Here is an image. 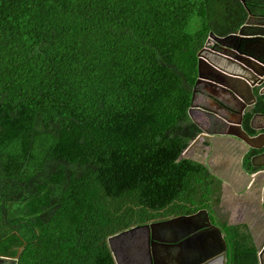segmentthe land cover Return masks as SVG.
<instances>
[{"label": "trees", "instance_id": "obj_1", "mask_svg": "<svg viewBox=\"0 0 264 264\" xmlns=\"http://www.w3.org/2000/svg\"><path fill=\"white\" fill-rule=\"evenodd\" d=\"M249 10L264 0H0V255L116 264L112 234L199 209L216 219L219 180L182 155L201 132L188 108L209 32ZM254 90L249 134L264 113ZM220 228L226 264H259L246 224Z\"/></svg>", "mask_w": 264, "mask_h": 264}, {"label": "water", "instance_id": "obj_2", "mask_svg": "<svg viewBox=\"0 0 264 264\" xmlns=\"http://www.w3.org/2000/svg\"><path fill=\"white\" fill-rule=\"evenodd\" d=\"M255 19L258 22H254ZM208 40L220 45V50L214 46L209 47ZM197 56L196 86L192 94L193 103L188 108L190 117L196 121L192 112L199 109L213 121V125H221L223 129L219 131L214 129L210 132L208 135L210 139L228 137L242 143L244 147L242 156H245L252 148L261 150L251 156V164L257 168L256 170H247L242 161L240 167L250 178L256 177L259 173L264 174V160L258 161V158H264V132L249 134L242 127L244 112L252 108L256 102L257 95L254 89L256 88L260 94L264 93V15L256 16L249 12L244 23L235 32L223 36L209 32L207 41L197 52ZM194 99L201 100L200 104L195 105ZM212 105L224 110L225 113L221 114ZM196 123L201 129L197 137L208 133L202 123L197 121ZM204 162L209 171L208 162L206 160ZM263 187L264 183L262 190ZM259 205L264 215L262 199ZM213 207L215 215L219 218L215 204ZM200 211L204 214V223L198 222ZM200 211L173 216L153 222L146 227L174 226L181 230L182 261L180 264H226V242L222 230L218 225L211 223L206 209ZM242 221L244 220L221 221V223L234 224ZM260 225L264 227V221ZM248 226L252 230L250 222ZM126 231L122 230L108 237V244L116 264H122L123 255L118 254V247L114 240ZM252 237H255L254 233ZM257 254L259 264H264V245H257ZM16 262L17 257L0 255V264H16Z\"/></svg>", "mask_w": 264, "mask_h": 264}, {"label": "crops", "instance_id": "obj_3", "mask_svg": "<svg viewBox=\"0 0 264 264\" xmlns=\"http://www.w3.org/2000/svg\"><path fill=\"white\" fill-rule=\"evenodd\" d=\"M192 116L204 127L208 125L206 128L208 133L192 140L183 154L185 157L197 159L203 164L205 160L208 162L210 174L214 176V179L219 180L221 197L219 210H223V215L232 220L248 221L250 225L252 220H259V217H262V222H257V227L251 225L252 229H256L254 231L257 232L262 228L260 224L264 221V215L259 205L261 199L264 201V187L262 190L264 174L259 173L254 178L245 174L240 167L241 161L244 166L243 144L228 137H212L210 139L208 135L213 131V127L209 125L213 124V121L199 109H195ZM252 118L250 125L256 130L254 134L264 132V113H255ZM259 160L263 161L264 158H258Z\"/></svg>", "mask_w": 264, "mask_h": 264}, {"label": "flooded vegetation", "instance_id": "obj_4", "mask_svg": "<svg viewBox=\"0 0 264 264\" xmlns=\"http://www.w3.org/2000/svg\"><path fill=\"white\" fill-rule=\"evenodd\" d=\"M261 5L262 4H260V6ZM250 13L256 16L264 15V12L253 13L250 11ZM253 21L258 22L257 19ZM208 46L209 47L214 46V48L220 50L219 48L220 45L215 44L212 41L208 42ZM213 108L217 109L218 112H220L221 114L225 113L224 110L219 109L217 106H214ZM207 126L205 128H207ZM209 126L213 127V131L214 129H217V131L223 129L221 125L215 126L213 124H210ZM220 202H221V199H220ZM200 210L201 209L195 212H198ZM222 211H223L222 209L218 210L219 218L215 216L216 217V219H214L215 221L210 219L211 223L216 224L220 227V225L222 224L221 221L226 222V221L232 220L230 217L223 215ZM199 213L200 214L198 216V220H199L198 222L204 223L203 221L204 214L201 211ZM174 216H177V215H174ZM170 217H173V216H165L161 218L158 217V218L149 220L148 222H145L143 224L133 225V226L128 227L127 229H124L127 231L114 240L116 246L118 247L117 249L118 254L123 255V257L121 258L122 264H180L182 261V248H181V243H180V240H181L180 237L182 236L181 230L174 226H171V227L154 226V228L151 226L146 227V225H150L153 222L162 221ZM256 217H258L257 214H256ZM259 218H260L259 220L254 219L251 221V225H253V227L254 226L257 227V222H260V223L262 222L261 221L262 217L260 216ZM240 223L246 224L249 232L251 233V236L253 233L254 234L257 233L255 237H252L254 239L255 244L257 243L256 247L257 245H262V246L264 245V227L260 228L257 232H255L254 230L256 229L250 230L248 226V221H242ZM192 259L194 260V257Z\"/></svg>", "mask_w": 264, "mask_h": 264}, {"label": "clouds", "instance_id": "obj_5", "mask_svg": "<svg viewBox=\"0 0 264 264\" xmlns=\"http://www.w3.org/2000/svg\"><path fill=\"white\" fill-rule=\"evenodd\" d=\"M246 17H247V16H246ZM243 23H244V22H243ZM243 23H242V24H243ZM242 24H241V25H242ZM239 27H240V26H239ZM239 27H238V28H239ZM234 32H235V31H234ZM231 33H232V32H231ZM228 34H229V33H228ZM222 36H223V35H222ZM207 38H208V37H207ZM206 41H207V39H206ZM206 41H205V42H206ZM208 42H209V40H208ZM207 44H208V43H207ZM204 45H205V44H204ZM200 102H201V100L194 99V104H195V105L200 104ZM192 103H193V102H192ZM196 137H197V136H196ZM196 137H195V138H196ZM195 138H194V139H195ZM194 139H193V140H194ZM187 147H188V146H187ZM187 147H186V148H187ZM186 148H185V149H186Z\"/></svg>", "mask_w": 264, "mask_h": 264}, {"label": "rangeland", "instance_id": "obj_6", "mask_svg": "<svg viewBox=\"0 0 264 264\" xmlns=\"http://www.w3.org/2000/svg\"><path fill=\"white\" fill-rule=\"evenodd\" d=\"M212 41V40H209V42ZM184 155V154H183ZM185 156V155H184Z\"/></svg>", "mask_w": 264, "mask_h": 264}]
</instances>
